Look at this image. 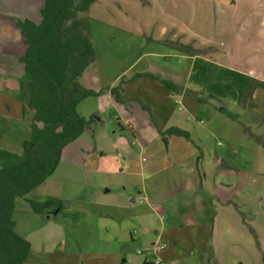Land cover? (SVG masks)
Masks as SVG:
<instances>
[{"label": "rangeland", "instance_id": "1", "mask_svg": "<svg viewBox=\"0 0 264 264\" xmlns=\"http://www.w3.org/2000/svg\"><path fill=\"white\" fill-rule=\"evenodd\" d=\"M40 1L0 0V45L16 44L21 51L20 33L13 23L6 21L15 20L18 14L24 16L20 19H25L27 15L23 10L29 2L35 7L29 16L39 22L36 6ZM112 1L114 10L109 8L108 2L97 0L98 13L91 15L101 22L95 26L97 41L100 43L106 38L109 41L103 46L98 43L107 58L101 63L105 79L116 76L128 60L131 62L135 58H123L122 53L130 56H137L144 50L183 53L176 47L182 44L208 61L196 66L194 77L198 82L205 78L204 86H209L193 87V91H188L191 96L184 97L170 91L159 74L173 70L176 73L173 78L183 84L185 60L175 58H160L157 62L160 67L140 64L123 73L122 83L127 81L124 97L133 100L131 107L134 106L132 110L125 103L124 109L134 113L136 119H152L161 130L158 142L162 151L147 154L140 162L145 168L153 163V171L150 174L145 170L143 180L130 175L129 162L115 160L116 148L110 133L111 138L100 132L98 139L100 147L109 148L107 163L101 164L107 175L97 172L100 163L94 160L99 158L89 157V148L82 146L83 153L79 150L76 155L69 153L73 147L66 146L54 173L42 188L47 200L58 199L63 209L48 229L44 228L35 236L31 249L44 251L45 260L61 256L57 250L65 249V258L78 263L88 260L91 264H121V260L126 259V264H142L146 259L153 264L155 257L146 251L148 244L140 233L147 221L161 233L160 242L166 247L156 258L161 254L160 259L169 264H202L204 255L209 256L205 248L212 247L226 264H261L264 255V147L259 138L250 136L251 129L244 130L236 121L238 117L232 119L217 110L227 105L229 99L233 100L234 95L225 93V84L228 85L225 75L231 74L213 66L212 62L233 71L261 68L264 64V0ZM104 22L111 25L106 26ZM168 22H171L170 27ZM163 26L170 28L180 42H171V45L159 42L156 34ZM124 40L123 46L117 45ZM14 66L23 70L20 64ZM95 66L93 64L85 76L90 80L85 86L93 89L98 86ZM142 68L145 73H140ZM3 72L6 69L1 66L0 73ZM169 75L172 77L171 73ZM164 81L181 85L169 78ZM254 82L251 79V83ZM193 85L197 83L193 81ZM23 95L18 92V102ZM244 95L242 102L249 99ZM194 96L199 100L195 101ZM207 99L219 106L206 104ZM144 102L149 106H143ZM226 108L233 111L231 104ZM124 109H120L122 115ZM97 116L108 120L120 136L115 124L109 121L108 111ZM28 117L21 122V127L29 133ZM248 117L242 113L239 120L249 124ZM142 133L149 132L142 130ZM124 144L135 150L129 141ZM14 158L2 155V166L14 165ZM77 158L80 165L76 164ZM87 165L90 167H84ZM17 201L18 206L23 207V200ZM96 201L111 206L109 218L97 216L98 211L93 207ZM114 206L123 209L117 210ZM29 211L15 213L17 232L21 235L41 230L38 227L41 219ZM250 214L256 216L257 223L250 219ZM253 229L258 234L256 250L250 238ZM211 232L213 239L207 244L206 237ZM130 237L136 240L131 242ZM54 244L59 248L55 249ZM124 246L131 247L128 253L121 252Z\"/></svg>", "mask_w": 264, "mask_h": 264}, {"label": "trees", "instance_id": "2", "mask_svg": "<svg viewBox=\"0 0 264 264\" xmlns=\"http://www.w3.org/2000/svg\"><path fill=\"white\" fill-rule=\"evenodd\" d=\"M93 2L44 0L38 23L28 18L15 19L25 47L18 62L24 72L20 82L24 94L20 99L21 115L23 120L29 116V137L21 144L20 160L0 166V264H24L32 250L29 241L15 231L13 212L18 199L43 217L61 210L57 200L28 194L52 176L66 146L84 132L93 133V126L101 123L96 115L81 117L77 105L106 90L116 102L121 101L117 87L95 91L85 86L90 80L84 75L97 59L88 16ZM176 47L188 55H197L188 46ZM161 82L179 93L180 88L172 82ZM220 112L236 119L231 113Z\"/></svg>", "mask_w": 264, "mask_h": 264}, {"label": "crops", "instance_id": "3", "mask_svg": "<svg viewBox=\"0 0 264 264\" xmlns=\"http://www.w3.org/2000/svg\"><path fill=\"white\" fill-rule=\"evenodd\" d=\"M104 1L108 2L109 8L111 10H114L116 8L114 5V2L112 0H104ZM43 2H44V0H41L40 2H38V6H36L38 10H40L41 6L43 5ZM96 2H97V0H94L93 4L90 6L89 15H88L90 18V33L92 35V38L94 41V46L96 49V58L97 59L95 62V64H96L95 70H96V75H97V80H98L97 89L96 88L93 89V87H91V88L95 91H98L101 88L111 89V88L117 87L119 94L121 96V101L116 102L112 96L109 97L108 94H110V93H109V91L106 90L98 97H88V98L82 100L77 105L76 111L83 118H88L91 115L97 116V114L102 112V111H108L109 112V121L111 120L115 124V127H117V129L120 131V133H121L120 136L123 139L120 136H118L116 130L114 129V126H111V124L108 123V120H104L105 119L104 117L100 118V116H98L101 120V123L93 126V133L84 132L82 135L79 136V138L76 141L69 144V146L71 148L73 147L69 153L70 154L76 153V155H77L79 150L81 153H83L82 152L83 151L82 146L89 148L88 156L89 157L98 156L97 158H99L98 160H96V159L94 160L95 163H98V162L100 163L98 166L99 168L97 169V172L107 175L108 173L105 171L104 168H102L103 165H101V164L107 163L106 156L109 154V152H108L109 148L106 149V147H104V146L100 147L98 144V139H99L100 132H102V134L105 133L109 137H110V135H109V133H110V134H112V138H113V139H111V142L113 143V145L116 148V152H115V154H116L115 158L116 159L115 160L122 161V159H124V160L128 161L129 163H127V164L129 166V169H130L129 170L130 175L138 178L139 180H143L145 177V170H148L147 173H150V174H151V171H153V169H152L153 163L148 165L147 168H145L146 166L143 165V167H142L140 162L144 161L145 155H147V154L151 155L153 153H158L159 151H162L161 150L162 146L160 144V141L158 142V140H159L158 138H160L161 130L159 129L158 125L155 124V121L153 122L152 119L148 120L145 118L146 121L145 120L143 121V119H139V118L136 119L134 113L130 114L129 109H127V108L124 109V106H126L125 103H127L128 106L131 107L132 106L131 102L133 100L125 99V97H124V95H125L124 92H125V87L127 86V81L122 83L124 81V80L123 81L121 80L123 73L130 72V71L134 70L140 64H143V66H146L148 64L149 65L152 64L153 66H155V65L157 66V65H159L157 62L159 61L160 58H163V59L175 58V59H179L181 61L185 60L186 72L183 73V75H184L183 84H181L178 80H176V78H173L174 76L176 77V75H175L176 73L173 70H165V72H160L161 74H159L161 76V78H163V80L169 78V79L175 80L176 82H179L181 84L180 86H178L180 88V91H179V93H177V94L174 93V94L179 95V97H182V96L184 97L186 95L191 96L190 92L188 93V91H193L192 90L193 87L194 88H198V87L202 88V87H208L209 86V85L204 86L206 84L205 78H203L202 80H200V82H198L197 80H195V77H194V73L196 71V66L200 65L202 63H206L208 61L206 60V58H204L202 56H192V55H188V54H185L182 52L169 51V50L168 51L144 50V51L140 52V54H137V56H130L128 53H122L123 58H129V59L134 58V57L135 58L132 59L131 62H130V60H128L126 62V66L123 67L122 70L116 76L110 77L109 80L105 79L104 74L102 73L101 63H105L104 58H106V56H105V53L103 51L102 52L100 51V45L103 46L104 45L103 43H106L109 41L106 38L104 40H101L104 42L100 41V43H99L95 37V26L97 24L101 23V22H99V20L91 17L92 13H95V14L98 13V11H97L98 9L96 7ZM27 4L28 5H26V7L23 10L25 12V14L27 15L26 18L32 20L33 22H36L33 20L34 16H32V17L29 16V15H32L30 13L31 10H33V13H34L35 7L33 8V6H31V4H29V2H27ZM33 15H35V14H33ZM99 15H102V12H100ZM17 18H24V16H22L21 14H18ZM9 19L10 20H8L6 22H11L15 26V20H13L11 18H9ZM39 19H40V17H39ZM36 23H38V22H36ZM104 23H102V24H104ZM105 24H106V26L111 25L109 23H105ZM168 24L170 27L171 22H168ZM113 29L115 31H117L116 28H113ZM156 36H157V38H158L157 40L159 42L165 43L167 45H171L170 44L171 42L179 41L176 39L177 36L174 35L173 33H171L170 28L167 29L166 26H163L160 29V31L157 32ZM115 39H117V38H115ZM4 40H6V39H4ZM14 41L16 42V40H14ZM5 42H7V41H5ZM125 42H126V40H124V42H117V45L123 46V44ZM20 43L22 45L21 51H19L16 44L15 45H8L6 43H2L0 45V67L4 66V68L6 69V72L0 73V157L2 155H5V156L9 155L11 157H15L14 159L16 162L19 161L20 157H21V144H22V142L24 140L28 139V137H29V133L27 131H22V127H21L22 123L21 122H23V119H22V115H21V104L16 99V95L20 91V82H21L22 78L24 77L23 70L19 69L17 66L16 67L14 66V64H18V65L20 64L18 62V58L23 55L24 49H25L24 44H23V38H22L21 34H20ZM107 57H109V56H107ZM142 62H146V63H142ZM109 63L111 64V62H109ZM212 65L216 66V67H218V68H220L226 72H229L231 74V75H227V76L225 75V81H228V82H225V83H228V85L225 84V93H232V95H234L233 100L229 99L230 102H227V105L231 104L233 106L232 112H230L229 109L226 108L227 105L222 106V108H218V109L216 108V109L219 110V112H220V110L226 111L228 113L233 114L235 117H238L236 121L239 124H241V126H243L244 130L248 131L249 129H251L250 131H252V132L250 133V136L253 139H257V140L259 138L261 145L264 147V64L261 65V68L257 67L258 69H249L247 72L242 71V70L233 71L230 68H226L225 66L218 65L217 62H215V61L212 62ZM159 67H160V65H159ZM161 69H164V68H161ZM140 73H145V68H142V72H140ZM170 73L172 74V77L169 75ZM86 74H87V72L85 73L84 76H86ZM233 74H235L234 79L232 78ZM251 79H253L255 82L251 83ZM193 81L195 83H197V85H193ZM157 82H159V81L157 80ZM121 84H123V86H121ZM159 84L162 85L160 82H159ZM261 84H263V86H261ZM245 89H246V94L244 95L243 93H244ZM248 90H249V93H247ZM226 91H228V92H226ZM243 95L246 96L247 99L249 97V99L246 100L245 102L241 101ZM198 100H199V97H197V98L195 97V101H198ZM206 104L212 105L213 107L219 106V104H217V106L211 104L209 99H207ZM143 106H149V104H146L144 102ZM133 107H131L132 110L134 109ZM121 108H123L125 110V113H123V115L120 112ZM220 113H222V112H220ZM242 113H244L245 115H249L248 120H247V121H249V124H245V123H243L242 120L241 121L239 120L241 118ZM142 130H147L149 133H142ZM124 135H127V136H124ZM145 137L147 139H145ZM10 138L16 139V140H11ZM8 139L10 141H12V145H11L10 141L7 142ZM124 139H126V141H129V145H133L135 147L134 148L135 150L130 149V147L125 145L124 143H126V141H124ZM122 140L124 141V143L122 142ZM177 140H178V138H177ZM179 141L183 142V140H179ZM118 147L120 149H118ZM14 148H16V150H14ZM64 150H66V149H64ZM119 155H121V156H119ZM136 158L138 159V161ZM2 163H3V160H0V166H2ZM118 163L121 165L123 162H118ZM76 164L80 165V163H78V158H77ZM84 167H90V166L87 165ZM49 178L46 181H48ZM46 181H44L41 185H39L37 188L32 190L28 194V196L47 200L48 196H44L43 192H42L43 185L46 183ZM109 192L110 191L108 190V193ZM139 194L142 195L141 193H139ZM119 196L121 197V195H118V197ZM98 199L102 200L100 198H98ZM51 200H53V199H51ZM141 200L146 201V198L141 197ZM57 201H59V200L57 199ZM22 203H23V207L18 206V201H16V203H15V209L13 212L14 221H15V213H18V212L19 213H25V212L29 213L30 212L28 205L24 201H22ZM93 207H95L98 211L97 216H99V217L104 216L106 218L110 217L109 211L111 209L110 208L111 206L109 204L97 202V204H94ZM114 207H116L117 210L123 209L121 206H118V207L114 206ZM61 209H63L62 203H61ZM56 213L55 214L54 213L47 214L45 217L36 214L42 221V222H40V225L38 226L39 228H41V230L38 231L36 234H28V236H26L24 234L23 235L19 234L17 232V228H18L17 221H15V223H16L15 231L19 236H21L24 239H26L27 241H29L30 245H33V241H34L35 236L37 234H41L44 231V228L48 229L49 224H52V221H54V219L57 217V215L61 213V210L57 214ZM239 213H240V211H239ZM249 217H250V219L254 220V223H257V221L255 220L256 216H254L253 214L252 215L250 214ZM145 222L146 223L144 224L140 233L142 235V238L148 244L146 251H148V253L150 252L155 257L153 260V264H169V263L162 261L160 259L161 254L159 255V259L156 258L159 251L166 249V247L165 246L163 247L161 242H160L161 233L157 232L153 225L149 226L148 225L149 222H147V221H145ZM45 232H47V230ZM250 238L252 239V244L254 246V249L256 250V246H257V242H258L257 241L258 234H257L256 230L253 229V235ZM212 239L213 238H212V232H211L206 237L207 244L209 241H212ZM75 240H76V238H75ZM133 240H136V238L130 237V241L132 242ZM53 247H55V249L59 248V246L56 244H54ZM158 247L160 250L157 251ZM130 249H131L130 246L129 247L124 246V247H122L121 252L124 253L123 250H127L125 253H128L130 251ZM205 249H206V254H209V256L206 258L207 255H204V257L202 259H204L205 262H201L202 264H226L224 262L223 258L219 257V255L215 251L214 247H212L211 249L210 248H205ZM205 249H204V251H205ZM51 251H53V250H51ZM47 253H48L47 255L51 254L50 252H47ZM58 253L62 254V255L61 256L55 255L54 259L45 260L44 251L36 252L35 250L32 249L29 257L27 258V260L24 264H91V262H89L88 260L85 262L81 261L80 263H78V261H70L68 258H65V257H67L65 255V253H66L65 249H63L61 251L57 250V254ZM124 260H125L124 263L126 264L127 261H126V259H124ZM262 261H263V263H262ZM177 262H179V261H177ZM142 263L151 264V262H148L146 259H144ZM261 264H264V255L262 256Z\"/></svg>", "mask_w": 264, "mask_h": 264}, {"label": "water", "instance_id": "4", "mask_svg": "<svg viewBox=\"0 0 264 264\" xmlns=\"http://www.w3.org/2000/svg\"><path fill=\"white\" fill-rule=\"evenodd\" d=\"M56 212H54V214H55ZM124 251V253L127 251V250H123ZM124 262H125V260L124 259H122L121 260V264H124Z\"/></svg>", "mask_w": 264, "mask_h": 264}]
</instances>
